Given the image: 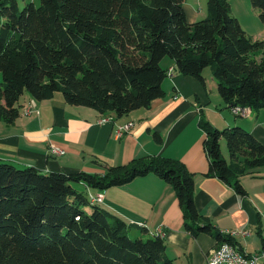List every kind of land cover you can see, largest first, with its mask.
I'll list each match as a JSON object with an SVG mask.
<instances>
[{
	"label": "trees",
	"instance_id": "trees-1",
	"mask_svg": "<svg viewBox=\"0 0 264 264\" xmlns=\"http://www.w3.org/2000/svg\"><path fill=\"white\" fill-rule=\"evenodd\" d=\"M184 2L41 0L20 10L17 0H0V121L12 125L20 118L26 93L38 102L60 93L68 105L120 118L149 109L164 96L165 58L203 85L210 67L230 109L264 110V40L244 31L227 0H207V17L193 24ZM251 4L264 24V0ZM200 126L207 136L208 176L245 195L240 178L264 169V144L241 127L217 130L203 119ZM149 174L173 186L194 237L208 234L219 245H236L197 211L193 174L179 161L142 157L103 176L46 174L0 162V264H173L160 232L132 238L123 219L71 185L103 191Z\"/></svg>",
	"mask_w": 264,
	"mask_h": 264
},
{
	"label": "crops",
	"instance_id": "crops-1",
	"mask_svg": "<svg viewBox=\"0 0 264 264\" xmlns=\"http://www.w3.org/2000/svg\"><path fill=\"white\" fill-rule=\"evenodd\" d=\"M197 1H201L198 8L189 0L183 4L190 24L208 15L203 14L202 0ZM236 18L250 37L264 40L263 23L253 20L249 28ZM161 66L175 72L162 84L163 98L155 100L149 109L121 118L68 105L63 97L38 102L29 94L23 95L26 99L21 113L33 103L38 113L25 115L24 111L12 125L0 121V162L19 168L34 167L46 174L84 172L103 176L110 167L125 166L142 157L179 161L193 174L194 203L200 215L246 254L260 252L264 248V169L240 178L245 195L218 177L208 176L210 165L204 149L207 136L200 121L203 119L217 130L242 126L264 144V113L252 111L243 122L236 121L228 114L231 109L221 96L214 93L218 84L212 70L204 76L203 85L180 74L172 59L165 58ZM129 123L134 126L117 138L118 127ZM51 147H59L65 154L55 156ZM98 193L104 199L99 206L123 219L136 237H155L162 231L166 254L173 264H207L208 255L219 245L208 234L194 237L186 230L173 186L155 174L120 187L95 189V195ZM235 232L238 235H233Z\"/></svg>",
	"mask_w": 264,
	"mask_h": 264
},
{
	"label": "built area",
	"instance_id": "built-area-1",
	"mask_svg": "<svg viewBox=\"0 0 264 264\" xmlns=\"http://www.w3.org/2000/svg\"><path fill=\"white\" fill-rule=\"evenodd\" d=\"M174 74V69H169L167 76L169 78H173ZM33 112L38 113L33 105L25 109V115H30ZM231 112L235 117L240 118H247L252 114V110L249 107L241 106L232 107ZM106 122L107 121H100L99 123L104 124ZM133 126V123H129L127 125L118 127L116 137L120 138L124 136V134L128 133ZM50 151L55 156H62L65 154V152L59 147H51ZM87 190V197L90 201L98 202L104 200L101 193L95 195L91 192L89 187H87ZM241 234L246 235L247 232H241ZM233 235H238V232L233 233ZM207 264H264V248L255 254H246L239 248L237 244H231L230 247H222V245H217L208 255Z\"/></svg>",
	"mask_w": 264,
	"mask_h": 264
},
{
	"label": "rangeland",
	"instance_id": "rangeland-1",
	"mask_svg": "<svg viewBox=\"0 0 264 264\" xmlns=\"http://www.w3.org/2000/svg\"><path fill=\"white\" fill-rule=\"evenodd\" d=\"M188 1V0H187ZM228 1V3L231 5V13H232V16L234 17L235 16V18L236 17H239V18H241V20H242V22H243V24L245 25V26H249V28L250 27H252V26H250V22L251 21H253V20H256L258 23H260V24H262V21H261V19H260V17H259V15H260V11L258 10V9H256V8H254L253 6H252V4H251V0H227ZM189 2H191V3H194L196 6H197V8H198V3H200L201 4V1L199 2V1H197L196 2V0H189ZM17 3H18V7H19V9L20 10H22L27 4H30V3H33L35 6H39L40 5V3H41V0H17ZM202 4H203V7H204V12H203V14H207V0H202ZM207 17V15H203V17H201V19H200V21L201 20H204L205 18ZM260 57V55H258V58ZM209 73H211V69H210V67L209 68H207V69H205V71H204V76L205 77H207L208 75H209ZM0 82H3V74H2V72H0ZM214 93H216L217 95H219V92H218V88H217V90H216V92H214ZM26 96L25 97H27V93L25 94ZM24 96L21 98V100H20V104L23 106L24 105V103H25V98ZM56 97H63L62 96V94H60V93H58L57 95H56ZM219 97H220V95H219ZM33 106H34V108L36 109V105L33 103L32 104ZM32 105H30V106H32ZM22 109H23V107H22ZM25 111V109L22 111V115H24V112ZM258 112H262V113H264V110H260V111H258ZM256 113V112H255ZM231 117H233L236 121H241V122H243L244 120H246L247 118H240V117H235L233 114H232V112H231V110H230V112L228 113ZM21 115V117H23ZM255 118H256V115H255ZM235 123V122H234ZM237 127H241V128H244V127H242V126H237ZM245 129V128H244ZM222 148H221V150H222V152H223V157H225L228 161L230 160V157H229V152H228V148H227V143H226V141L225 140H222V146H221ZM71 185L76 189V190H78V191H80V192H85V193H87V187H85L84 185H82L81 183H71ZM91 190H92V193L93 194H95V189L94 188H91ZM82 210L85 212V213H87V214H90L91 212H92V207L91 206H84V207H82ZM130 236L132 237V238H135L136 236L133 234V232H131L130 233Z\"/></svg>",
	"mask_w": 264,
	"mask_h": 264
},
{
	"label": "bare ground",
	"instance_id": "bare-ground-1",
	"mask_svg": "<svg viewBox=\"0 0 264 264\" xmlns=\"http://www.w3.org/2000/svg\"><path fill=\"white\" fill-rule=\"evenodd\" d=\"M91 202V204H93V205H99V204H101L103 201H90ZM222 245V247H230V245L231 244H228V243H223V244H221Z\"/></svg>",
	"mask_w": 264,
	"mask_h": 264
},
{
	"label": "water",
	"instance_id": "water-1",
	"mask_svg": "<svg viewBox=\"0 0 264 264\" xmlns=\"http://www.w3.org/2000/svg\"><path fill=\"white\" fill-rule=\"evenodd\" d=\"M261 97H262V99L264 98V93H262Z\"/></svg>",
	"mask_w": 264,
	"mask_h": 264
}]
</instances>
